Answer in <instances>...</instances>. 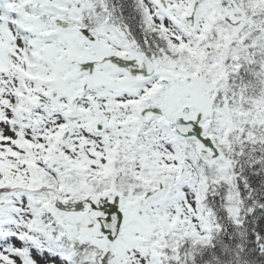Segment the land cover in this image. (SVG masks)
<instances>
[{"label":"snow or ice","instance_id":"snow-or-ice-1","mask_svg":"<svg viewBox=\"0 0 264 264\" xmlns=\"http://www.w3.org/2000/svg\"><path fill=\"white\" fill-rule=\"evenodd\" d=\"M0 264H264V0H0Z\"/></svg>","mask_w":264,"mask_h":264}]
</instances>
